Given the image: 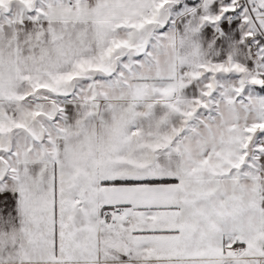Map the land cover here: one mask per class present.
Here are the masks:
<instances>
[{
	"label": "snow or ice",
	"instance_id": "6c2138e0",
	"mask_svg": "<svg viewBox=\"0 0 264 264\" xmlns=\"http://www.w3.org/2000/svg\"><path fill=\"white\" fill-rule=\"evenodd\" d=\"M0 264H264V0H0Z\"/></svg>",
	"mask_w": 264,
	"mask_h": 264
}]
</instances>
